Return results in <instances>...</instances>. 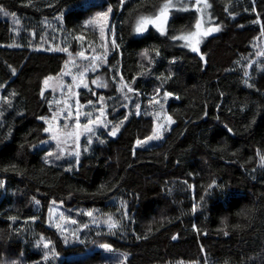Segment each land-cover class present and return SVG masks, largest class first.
Here are the masks:
<instances>
[{
    "label": "trees",
    "instance_id": "16d2710c",
    "mask_svg": "<svg viewBox=\"0 0 264 264\" xmlns=\"http://www.w3.org/2000/svg\"><path fill=\"white\" fill-rule=\"evenodd\" d=\"M171 1L163 34L136 35L137 21L169 0H0V264H264V53L249 65L264 39V0H208L219 30L198 51L182 39L199 21L195 1ZM109 9L108 86L80 98L103 97L118 133L104 132L78 163H49L38 147L53 110L42 88L71 56L57 46L77 53L83 40L95 43L98 13ZM179 76L194 100L169 98L170 130L138 147L155 129L151 98L181 87ZM116 197L131 219L125 232L107 234L114 253L88 250V237L66 244L48 224L54 203L113 209ZM30 229L53 242V256Z\"/></svg>",
    "mask_w": 264,
    "mask_h": 264
},
{
    "label": "rangeland",
    "instance_id": "374dc122",
    "mask_svg": "<svg viewBox=\"0 0 264 264\" xmlns=\"http://www.w3.org/2000/svg\"><path fill=\"white\" fill-rule=\"evenodd\" d=\"M195 6L199 11V25L193 31L184 34L182 37H188L183 39L191 47L198 46L201 39L205 36L203 33L209 28L218 29L217 26L210 24V4L208 0H194ZM177 8L175 3L171 1L169 9ZM108 11V10H107ZM106 12V11H105ZM158 14V13H157ZM155 15H146L143 18H154ZM142 18V17H141ZM141 18L135 25L136 35H142L146 33L151 27H154L160 31L159 24L149 23L145 27V31L142 33L136 32V26ZM168 20L164 23V30L167 27ZM99 28L101 38L95 43L91 41H82V45L79 48L80 51L73 53L71 48L66 47L63 43L58 45L60 50H66L71 53L70 59L66 63L64 70L58 75L48 76L46 80L48 85H43L42 94L47 96L48 92H51L49 97V103L52 106V114L44 117L46 122V128L52 130L46 132L48 137L39 143L38 147L46 146L45 158L49 163H65L67 166L78 163L82 152L89 151L92 143L105 132L116 131L117 128L113 126V123L109 120V114L107 112L106 100L103 97L95 101H81L80 94L82 89L89 90L93 87L97 89H105L108 86V78L105 75L104 68L109 65V56L111 52V43L113 36L110 32L113 25L111 24V12L107 17H100ZM161 32V31H160ZM217 31H212L215 33ZM196 33V35H191ZM210 33V34H211ZM83 52L84 56L88 59L82 58L79 53ZM264 53V39L257 38V41L253 44L252 51L250 53L249 65L259 66V58ZM93 57H101L93 61ZM96 65H99L96 67ZM95 67V71L89 70L84 73V69H91ZM261 70V69H260ZM81 73H84L81 75ZM52 78V79H49ZM45 80V81H46ZM93 81H97L94 84ZM181 87H176V82L165 87L159 88L152 100L149 102L147 110L154 116L155 129L152 133V137L155 132H159L158 139H145L138 140L140 143H136L138 147L149 146L158 143L163 139L165 134L170 130L174 123L173 117L168 111L169 98H175L179 102H192L195 98V88L186 85L185 80L179 76L178 81ZM104 84L106 87L98 86V84ZM84 85H87L85 87ZM129 88V87H128ZM183 90H187L188 94L184 95ZM126 96V95H125ZM186 96V98H184ZM132 102V97L127 96V103ZM63 113V115L61 114ZM102 113V114H101ZM71 114V118H69ZM77 114L78 124L77 128ZM55 117V118H54ZM170 118V120H169ZM101 122H97V121ZM89 121L93 123L90 125L92 131H84V125H88ZM67 125V128H65ZM75 132L79 133L78 138L76 135L68 136L67 133ZM118 132L116 131V134ZM56 136V139H53ZM52 153L53 155H49ZM77 153H79L77 157ZM59 157V158H57ZM110 204L115 206L113 209H105L102 207H82L75 211L66 209L61 202L52 204L48 212V224L56 228L64 239L66 244H72L77 242H85L86 237L91 238L88 250L101 249L106 252H115L107 241V234L115 235L116 233L125 232L131 215L127 203L121 198H114L110 201ZM91 213V215H89ZM115 226L112 227L111 225ZM122 230V231H121ZM94 231L96 235L92 237L91 232ZM30 236H34L33 244H45V256L51 257L54 255L53 242L45 236L37 235L34 230L27 231ZM102 245H109V248H104ZM85 251L75 253L74 255H81ZM123 257V256H122ZM124 255L123 258H125ZM118 264H126L121 260Z\"/></svg>",
    "mask_w": 264,
    "mask_h": 264
},
{
    "label": "snow or ice",
    "instance_id": "6c2138e0",
    "mask_svg": "<svg viewBox=\"0 0 264 264\" xmlns=\"http://www.w3.org/2000/svg\"><path fill=\"white\" fill-rule=\"evenodd\" d=\"M171 6V0H169V2L168 3H165L160 9H159V12H158V14L154 17V18H141V20L138 22V24H137V26H136V32H138V33H142L143 31H145V27H146V25L147 24H149V23H156L157 21H159L160 23H159V27H160V31H161V33L163 34L164 33V27H163V25H164V23H166V21H167V16H168V9H169V7ZM111 12V9H109L108 11H106V12H101V13H98V17H107L108 15H109V13ZM19 21H17V23H18ZM89 23H92V21H89ZM200 27V25H199V22H198V24H197V28H199ZM219 29H212V28H209L207 31H205L204 33H203V35H208V34H210L212 31H218ZM191 35H196V33H193V34H191ZM183 39H188V37H182ZM192 50L193 51H198V48H196V47H193L192 48ZM66 51V50H65ZM78 55H80L82 58H84V59H88L87 57H85L84 56V53L83 52H81V53H79ZM93 59V61H95V60H98V59H102L101 57H93L92 58ZM99 65H96V67H98ZM89 70H92V71H95V67H93V68H91V69H88V68H85L84 69V73H86L87 71H89ZM84 73H81V75H83ZM49 79H52V78H49ZM93 83L94 84H97V81H93ZM45 85L47 86L48 85V81L46 80L45 81ZM85 87H87V85H84ZM98 86H101V87H106V85H104V84H102V83H100V84H98ZM125 87H127V85H122L121 86V91H123L124 90V88ZM128 91L129 92H131L132 91V89L129 87L128 88ZM62 115H63V113H61ZM102 114V113H101ZM55 118V117H54ZM69 118H71V114H69ZM169 120H170V118H169ZM97 122H101V121H97ZM93 122L92 121H89V124L88 125H84L83 127H84V131H92V128L90 127V125L92 124ZM65 128H67V125H65ZM77 128H79V124H78V114H77ZM52 129L51 128H46L45 129V131L46 132H49V131H51ZM116 131H118V128L116 129ZM116 131H113L112 133H111V135H115L116 134ZM67 135L68 136H73V135H76L77 136V138H78V135H79V133H75V132H69V133H67ZM159 136H160V133L159 132H155L154 133V135L152 136V137H149L148 139H158L159 138ZM57 137L56 136H53V139H56ZM138 143H140L139 141H138ZM49 155H53L52 153H49ZM77 155V157H78V155H79V153H77L76 154ZM57 158H59V157H57ZM262 160H264V157H262L261 158ZM209 187H212L211 185L209 186ZM89 215H91V213H89ZM112 227H114L115 225L114 224H112L111 225ZM175 238V237H174ZM45 247H48V245L47 244H45L44 245ZM102 247H104V248H109V245H102Z\"/></svg>",
    "mask_w": 264,
    "mask_h": 264
},
{
    "label": "water",
    "instance_id": "95a60500",
    "mask_svg": "<svg viewBox=\"0 0 264 264\" xmlns=\"http://www.w3.org/2000/svg\"><path fill=\"white\" fill-rule=\"evenodd\" d=\"M171 15H172V13L169 11V12H168L167 19H169V18L171 17ZM156 23L159 24L160 22L157 21ZM111 133H112V132H109V135H110V136H112V137L115 136V135H111Z\"/></svg>",
    "mask_w": 264,
    "mask_h": 264
}]
</instances>
